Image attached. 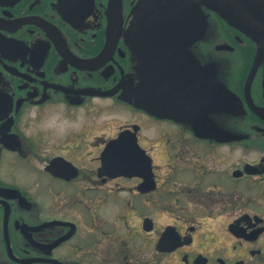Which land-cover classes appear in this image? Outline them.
Returning a JSON list of instances; mask_svg holds the SVG:
<instances>
[{
    "label": "flooded vegetation",
    "instance_id": "obj_1",
    "mask_svg": "<svg viewBox=\"0 0 264 264\" xmlns=\"http://www.w3.org/2000/svg\"><path fill=\"white\" fill-rule=\"evenodd\" d=\"M233 1L247 25L206 0H0V264H264L262 212L226 224L240 255L198 249L197 224L149 215L134 233L149 245L115 248L75 192L136 180L137 198L160 192L194 217L264 202V0ZM135 141L151 189L102 169L111 145L132 153ZM156 147L173 160L165 177Z\"/></svg>",
    "mask_w": 264,
    "mask_h": 264
},
{
    "label": "rangeland",
    "instance_id": "obj_2",
    "mask_svg": "<svg viewBox=\"0 0 264 264\" xmlns=\"http://www.w3.org/2000/svg\"><path fill=\"white\" fill-rule=\"evenodd\" d=\"M157 148L158 147L155 148L153 157L158 172L161 176L165 177L168 172L166 169L167 163L173 162V160L167 149L158 148L157 150ZM84 156L89 159L88 161H84V163H86L84 165L87 167L94 166L97 163L95 158L97 155L87 154ZM91 156L93 158H91ZM236 156L237 161H239L249 158L251 155L238 151ZM135 184L136 180L116 179L107 186L108 190L110 189L111 195L105 194L103 189L97 187L92 189L88 188L89 190H87L89 192L86 194L80 192L81 190L86 191L85 187H78L77 191H75L77 196L86 200L91 207L89 208L86 203H82L81 206H79V208L82 207L83 209L88 207L86 209L92 211L95 218L93 224V226L96 227L95 237L97 240L100 238V240H98L100 244L105 245L108 243L110 247L113 245L115 248L125 243L149 245L153 241V234L147 236H145L146 234L141 235L140 238L134 234L136 233L135 230H138V228L140 229V220L142 217L149 215L156 218L161 226L173 223L179 227L185 228L189 224H197L199 230L197 233L198 240L196 248L198 249L223 251L224 247H226L227 254L240 255L243 250L233 251L231 249L234 240L227 235L224 229L226 224L231 221L235 215L241 212L257 211L264 213V202H237L233 205L232 211L222 213L220 210H217L211 215L205 214L204 216L194 217L191 215L192 207L190 204L168 201L165 198L159 197L160 192L145 198H137L132 191ZM170 186H172V184H165L163 189H167ZM118 189H120V191H118ZM104 196H106L107 199H105ZM99 197L101 198L99 199ZM121 216H123V218ZM104 222H109L110 224L108 225ZM261 244L264 246V239H262ZM131 248V252L134 253L135 259L142 257L139 253L144 254V251L138 250L139 247L135 245L131 246ZM174 257L178 258L176 256Z\"/></svg>",
    "mask_w": 264,
    "mask_h": 264
},
{
    "label": "water",
    "instance_id": "obj_3",
    "mask_svg": "<svg viewBox=\"0 0 264 264\" xmlns=\"http://www.w3.org/2000/svg\"><path fill=\"white\" fill-rule=\"evenodd\" d=\"M209 6L217 9L226 19L236 25H247L249 22L248 17L241 15L240 13L247 14V11L242 9L238 2L233 0H206ZM115 142H119L116 139ZM134 152H118L112 153V145L107 149L106 153L102 155V169H107L117 174L126 175H142L146 178L142 187L151 189L154 187V181L152 178L151 157L145 153V151L135 141ZM152 178V179H151ZM152 227V222L147 219L145 226ZM233 226H237L234 224ZM238 235L239 232H237Z\"/></svg>",
    "mask_w": 264,
    "mask_h": 264
}]
</instances>
